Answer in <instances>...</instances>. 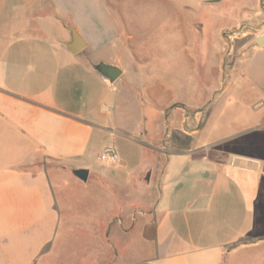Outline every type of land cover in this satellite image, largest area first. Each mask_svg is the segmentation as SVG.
Here are the masks:
<instances>
[{"label": "crops", "instance_id": "1", "mask_svg": "<svg viewBox=\"0 0 264 264\" xmlns=\"http://www.w3.org/2000/svg\"><path fill=\"white\" fill-rule=\"evenodd\" d=\"M222 1L171 0L153 33L138 0H0V264L104 263L106 246L107 264H264V0ZM191 3L230 21L209 50L222 77L185 45ZM228 31L254 37L234 53Z\"/></svg>", "mask_w": 264, "mask_h": 264}, {"label": "rangeland", "instance_id": "2", "mask_svg": "<svg viewBox=\"0 0 264 264\" xmlns=\"http://www.w3.org/2000/svg\"><path fill=\"white\" fill-rule=\"evenodd\" d=\"M238 1H241V0H224L216 4L217 5L216 9H218V12H228L227 11L228 9L233 10L232 8L233 5L236 4V2ZM243 2L244 3L248 2V4L253 3L252 0H243ZM176 6H177L176 2L173 3L171 2V0H167V2L162 1V0H138L136 4H131L128 6L129 7L128 11L131 14L130 16L133 19L132 22L134 21L133 23H135L136 29L138 32L139 30L141 31V29L143 30L147 29V30L152 31L153 33H156V31L159 30L161 27L160 26L161 21L163 22L164 19L166 18L169 21V28L173 26L172 22H174V19H175L174 18L175 13H174L173 8H175ZM190 8L191 9L188 10L189 13L185 19V43H186L185 45L188 47L189 46L195 47V46H200V45L207 46L206 48L208 52H202L203 53L202 55L206 57L207 65L212 67L213 65L212 62L213 60H215L214 59L215 56L213 55L212 51L209 52V50H213L215 46L220 45V41L218 40V29L223 25H228L230 21L227 18H226L227 20H218L214 18V16L212 15L213 12L211 13V10L209 7L202 6L200 8H197L195 4L191 3ZM186 14H187V11H186ZM195 23L202 24L203 26L202 32L199 31L200 27L198 25L196 26ZM242 32H246V31H242ZM242 32L233 31V33H235V37L233 38V40H229L224 36V38L226 39V48L230 46H235L234 48V53H235V49L237 45L242 44L246 40L253 39L254 33L249 32L247 33L246 36L240 37ZM139 36H140L139 44L142 45L141 50L143 49L145 50L146 43L144 39L141 37L142 35H139ZM188 54L192 55L191 53L186 52V56L184 57L185 66L183 67V69H185L186 74H189L191 72L192 73L196 72V75L198 76V73L201 71V74L203 76L202 69L198 67H192L189 65V63L187 62ZM207 54H208V58H207ZM211 55H213V58H211ZM203 62H206V61L203 60ZM223 70H224V64L222 63L219 66L212 67L210 69V72H212V74L209 77L212 78L215 75H218V76L220 75L222 77L223 75H225ZM263 133L264 132H262V134ZM258 135L259 134H255V136H258ZM91 247L92 245H90V253H91ZM113 251H114V246L111 249H108L106 246L105 254H104L105 258L103 259L104 263L102 262L101 258H99V260L95 259L96 257L95 255H94V259H91L92 255L89 253L90 259L93 261L94 264H97V263L107 264L109 262V259ZM58 264H69V262L58 261Z\"/></svg>", "mask_w": 264, "mask_h": 264}, {"label": "water", "instance_id": "3", "mask_svg": "<svg viewBox=\"0 0 264 264\" xmlns=\"http://www.w3.org/2000/svg\"><path fill=\"white\" fill-rule=\"evenodd\" d=\"M210 1H213V0H210ZM69 30L71 33V42L66 44V46L72 53H76L77 51L81 50L85 46V43L73 27H69ZM255 42L258 46L264 47V32L256 36ZM95 69L100 74H102L104 77H106L110 82L115 81L121 74V70L118 67L107 65L104 63H98L95 66ZM75 174L78 178L85 181L88 176V170L78 169L75 171Z\"/></svg>", "mask_w": 264, "mask_h": 264}, {"label": "built area", "instance_id": "4", "mask_svg": "<svg viewBox=\"0 0 264 264\" xmlns=\"http://www.w3.org/2000/svg\"><path fill=\"white\" fill-rule=\"evenodd\" d=\"M224 36L229 40H233V38L235 37V33H233V31H228L224 34ZM99 158L102 160L109 158L112 161H116L118 160V155L112 147H109L102 151V153L99 155Z\"/></svg>", "mask_w": 264, "mask_h": 264}]
</instances>
